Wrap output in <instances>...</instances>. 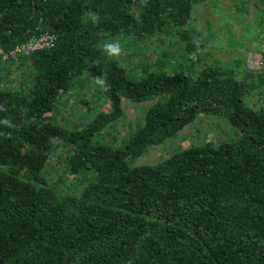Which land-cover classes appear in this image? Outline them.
Masks as SVG:
<instances>
[{
	"label": "trees",
	"instance_id": "1",
	"mask_svg": "<svg viewBox=\"0 0 264 264\" xmlns=\"http://www.w3.org/2000/svg\"><path fill=\"white\" fill-rule=\"evenodd\" d=\"M205 1L0 0V264H264V51L259 67L203 52L190 26ZM47 32L55 46L21 56L29 74L13 86L3 57ZM113 42L133 57L138 43L164 49L130 68L129 54L106 53ZM90 75L83 104L102 105L69 124ZM124 99L152 105L116 146L104 135ZM201 116L227 124L223 142L134 165ZM59 144L78 193L64 172L51 182Z\"/></svg>",
	"mask_w": 264,
	"mask_h": 264
},
{
	"label": "rangeland",
	"instance_id": "2",
	"mask_svg": "<svg viewBox=\"0 0 264 264\" xmlns=\"http://www.w3.org/2000/svg\"><path fill=\"white\" fill-rule=\"evenodd\" d=\"M261 2L262 4L257 0H208L196 5L193 11L192 25L190 28L197 31V41L205 44L202 51L205 53L211 52L213 59L216 58L221 61H232L235 59L234 61H236L244 58V60L247 59L248 66L259 67L261 65L259 50L264 51V0ZM157 43L158 42H148L143 50H140L142 46L138 43L141 48L139 52H136L134 57L131 56L132 45L121 46L122 51L120 55L125 56L126 53L129 54V67L136 68L137 63L141 61L144 56L156 59V57L162 53L164 48L159 47ZM156 46H158V48ZM172 49H174V51L171 50L174 56L171 57H176V60H173L183 63L184 61L182 60L186 56L180 52L178 53L177 48L172 47ZM5 57L6 56L3 57L2 61L6 60ZM127 61H129V59ZM1 66L3 67L2 74H5L4 77H7L8 80H12V85L18 88L29 74L27 67L22 65L21 60L2 62ZM181 66L184 67L185 64ZM85 79L83 90L80 91L81 94L77 93V95H72L69 99L70 105L66 117L68 118L69 124L86 121L88 118L87 115L89 114L88 112H90L89 109L93 111L98 106L96 104V102L99 101L97 96L92 98L93 103L89 106H84L86 101L94 95L95 86H97L95 76L90 75ZM2 81L4 83L6 79ZM76 101H78V107L81 108L76 109ZM99 102V105H102V101ZM151 105L152 102L132 103L124 99V115L117 120L113 124V127L104 135V141L115 144L116 146H122L126 142L125 139L131 134L138 122H141L143 111H146ZM97 108L99 109V107ZM102 108H105L107 111L110 110L106 104H103ZM219 122L220 120L214 119L211 116H201L194 124L181 131L177 137L171 139L169 143L152 149L149 154L137 159L134 165H155L160 162L161 159L191 144L198 145L202 144L204 141H212L216 144H220L226 138V135L229 134L230 130L226 123ZM58 148V150H55L51 159V165L48 168L51 182L55 185L59 181V173L64 172L63 177L64 180L67 181L60 184L62 189L67 190L68 193H78L77 190L80 188L79 186L81 183L72 180L73 176L66 170V149L61 144H59Z\"/></svg>",
	"mask_w": 264,
	"mask_h": 264
},
{
	"label": "built area",
	"instance_id": "3",
	"mask_svg": "<svg viewBox=\"0 0 264 264\" xmlns=\"http://www.w3.org/2000/svg\"><path fill=\"white\" fill-rule=\"evenodd\" d=\"M57 39L58 37L54 33H43L19 44L13 52L5 56L14 61H19L21 56H29L39 50L54 47Z\"/></svg>",
	"mask_w": 264,
	"mask_h": 264
},
{
	"label": "clouds",
	"instance_id": "4",
	"mask_svg": "<svg viewBox=\"0 0 264 264\" xmlns=\"http://www.w3.org/2000/svg\"><path fill=\"white\" fill-rule=\"evenodd\" d=\"M104 47H105V51H106V53L109 54V55L119 54L120 51H121L118 42L108 43V44H106ZM0 123L10 124V122L7 121V120L0 121Z\"/></svg>",
	"mask_w": 264,
	"mask_h": 264
},
{
	"label": "crops",
	"instance_id": "5",
	"mask_svg": "<svg viewBox=\"0 0 264 264\" xmlns=\"http://www.w3.org/2000/svg\"><path fill=\"white\" fill-rule=\"evenodd\" d=\"M260 55H261V57H260L261 59H260V60H261V62H262V58H263V56H262L261 53H260ZM107 106H109V104H107ZM104 110H105V108H104Z\"/></svg>",
	"mask_w": 264,
	"mask_h": 264
}]
</instances>
